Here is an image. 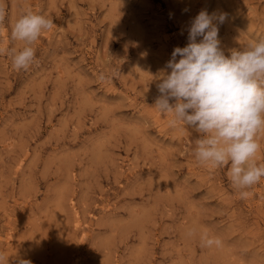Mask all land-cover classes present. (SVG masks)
Listing matches in <instances>:
<instances>
[{
  "label": "rangeland",
  "instance_id": "1",
  "mask_svg": "<svg viewBox=\"0 0 264 264\" xmlns=\"http://www.w3.org/2000/svg\"><path fill=\"white\" fill-rule=\"evenodd\" d=\"M0 5V252L10 264H264V178L241 199L230 166L200 164L199 134L153 107L154 79L201 10L227 14L218 38L228 56L264 40V0ZM29 10L54 25L16 70L11 53L26 45L12 30ZM258 140L264 164V131Z\"/></svg>",
  "mask_w": 264,
  "mask_h": 264
},
{
  "label": "clouds",
  "instance_id": "2",
  "mask_svg": "<svg viewBox=\"0 0 264 264\" xmlns=\"http://www.w3.org/2000/svg\"><path fill=\"white\" fill-rule=\"evenodd\" d=\"M5 9L0 5V21ZM226 13L201 10L187 28V44L174 47L157 76L159 93L153 105L171 126L182 125L199 134L196 160L211 168L230 166L228 177L241 199L264 178V164H257L264 131V40L254 41L226 56L219 25ZM54 23L44 15L27 11L15 23L12 38L25 42L11 53L12 66L27 70L36 60L31 46ZM198 38H200L198 40ZM179 58V59H178ZM204 246H219V239L205 238ZM0 264H10L0 252ZM19 264H31L22 259Z\"/></svg>",
  "mask_w": 264,
  "mask_h": 264
},
{
  "label": "bare ground",
  "instance_id": "3",
  "mask_svg": "<svg viewBox=\"0 0 264 264\" xmlns=\"http://www.w3.org/2000/svg\"><path fill=\"white\" fill-rule=\"evenodd\" d=\"M259 16V15H258Z\"/></svg>",
  "mask_w": 264,
  "mask_h": 264
}]
</instances>
